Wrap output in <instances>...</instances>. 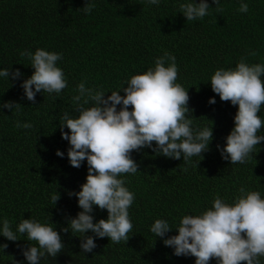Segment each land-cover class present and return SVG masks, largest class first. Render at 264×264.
I'll return each instance as SVG.
<instances>
[{
  "label": "trees",
  "instance_id": "obj_1",
  "mask_svg": "<svg viewBox=\"0 0 264 264\" xmlns=\"http://www.w3.org/2000/svg\"><path fill=\"white\" fill-rule=\"evenodd\" d=\"M91 2L95 7L86 14V0H0V68L18 69L26 79L33 69L21 53L41 48L62 54L57 66L68 81L58 96L37 94L33 104L24 98L21 81L10 80V85L0 78V103L15 101L22 106L13 112L0 110V219L7 218L14 227L30 217L56 225L65 247L41 264H195L194 257L173 255L149 228L156 219L168 220L175 228L183 215L211 207L217 195L231 203L242 186L264 197V142L244 164L221 158L217 145H224L234 127L238 106L221 101L209 84L215 70L235 68L242 58L250 64L264 63V0H244L247 13L238 10L241 0H220L221 11L207 0L213 8L196 21L179 14L184 0H161L159 6L143 0ZM165 52L176 57L177 83L188 89L193 126H213L209 151L191 163L157 156L146 148L133 152L138 173L124 176L126 187L135 194L128 210L133 224L130 239L119 244L96 239L92 253H81L79 239L61 229L80 211L68 192H78L86 182L87 164L79 169L70 166L69 144L59 128L61 115L63 111L78 115L72 97L81 82L106 93L119 91L133 75L154 67ZM210 98H215L214 105L208 103ZM259 115L264 117V106ZM17 122L32 128H17ZM258 134L264 135V127ZM58 150L64 158L56 155ZM57 191L60 200L54 206L51 195ZM94 215L95 221L107 219L106 210L96 208ZM20 239L26 241L25 236ZM25 241L0 237V245L8 244L4 253L0 251V264H22Z\"/></svg>",
  "mask_w": 264,
  "mask_h": 264
},
{
  "label": "clouds",
  "instance_id": "obj_2",
  "mask_svg": "<svg viewBox=\"0 0 264 264\" xmlns=\"http://www.w3.org/2000/svg\"><path fill=\"white\" fill-rule=\"evenodd\" d=\"M143 2L159 6L161 0ZM212 4L221 11L220 0H212ZM94 7L91 0H86L83 8L90 14ZM212 8L207 0L199 3L184 0L179 3V14L186 21L202 20ZM238 10L247 13L248 3L241 0ZM21 55L29 59L32 75L25 79L18 69L0 68V78L8 83L21 81L23 96L29 102L35 104L37 94L58 96L68 86L63 70L57 66L62 54L38 48L34 53L25 51ZM177 78L176 57L165 52L156 58L154 67L133 75L119 91L106 93L86 88L81 82L77 86L78 94L72 97L78 115L63 111L59 128L61 138L69 144V164L77 169L83 162L87 164L86 182L78 192H68L70 198L77 199L80 211L75 217H68L67 227L61 229L79 239L81 253H92L97 247L96 239L108 238L115 244L130 239L128 233L133 230V224L128 210L135 194L126 187L124 176L138 173L133 152L146 148L157 156L191 163L193 157L202 160V154L209 151L213 126H193L196 119L188 107V89L177 83ZM262 78L264 63L250 64L244 58L235 68L215 70L210 78L213 93L221 101L238 106L234 127L225 137L224 145H217L221 158L231 164L246 163L253 149L264 142V135L258 134L264 127V117L259 115L264 106ZM108 93L111 94L106 96ZM208 103L214 105L215 98H210ZM21 107L15 101L0 103V110L10 112ZM16 127L31 129L32 125L17 122ZM65 128L69 131L65 132ZM56 155L64 158L65 153L58 150ZM59 200L58 191L51 195L54 206ZM96 208L106 210L107 219L95 221ZM53 225L30 217L14 227L13 222L4 218L0 219V237L18 242L25 241L20 239L25 236L22 264H41L48 257L56 258L65 247ZM149 230L173 250V255L194 257L195 264H210L213 259L216 264H262L264 197L259 191L242 186L231 203L217 195L211 207L199 214L183 215L175 228L168 220L156 219ZM173 231L177 234L168 236ZM7 247V243L0 245V251L4 253Z\"/></svg>",
  "mask_w": 264,
  "mask_h": 264
}]
</instances>
